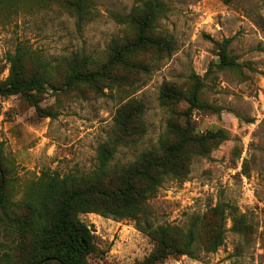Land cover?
<instances>
[{
    "label": "rangeland",
    "instance_id": "1",
    "mask_svg": "<svg viewBox=\"0 0 264 264\" xmlns=\"http://www.w3.org/2000/svg\"><path fill=\"white\" fill-rule=\"evenodd\" d=\"M146 0H91L92 16L77 27L76 20L56 5L32 7L21 0L18 11L0 10V82L8 75L7 54L22 44L51 68L71 56L84 55L103 62L124 26L114 21ZM168 13L158 24L173 46L170 55L143 57L144 75H129L133 90L104 96L82 91L51 92L39 107L52 118H41L18 96H0V159L8 201L21 200L25 187L41 173L85 178L97 167L99 146L108 141L120 97L129 93L145 106L146 134L134 149L118 148L110 166H127L136 156L163 138L168 109L158 103L163 84L181 90L194 74L203 80L201 99L220 108L194 111L193 133L223 131L226 141L206 157H192L183 182L167 179L148 200L156 225L186 230L192 217L218 202L233 205L253 228L248 241L230 231L216 252L205 254L195 246V259L185 256L164 264H264V0H159ZM229 40V55L238 71H218L215 44ZM210 71V74H206ZM85 90V91H84ZM186 104H180L183 112ZM10 197V199H9ZM95 237L97 252L90 264H135L148 256L152 243L132 221H113L98 215L80 216Z\"/></svg>",
    "mask_w": 264,
    "mask_h": 264
},
{
    "label": "trees",
    "instance_id": "2",
    "mask_svg": "<svg viewBox=\"0 0 264 264\" xmlns=\"http://www.w3.org/2000/svg\"><path fill=\"white\" fill-rule=\"evenodd\" d=\"M20 1L0 0V10L16 13ZM31 1V6L37 8L56 5L75 18L77 27L91 20V0ZM167 13L161 1L146 0L131 7L125 16L115 15L114 21L124 26L123 35L112 42L103 62L76 55L53 69L19 44L13 54L6 55L8 75L0 82V96H18L39 117L52 118L49 111L39 107L48 90L85 89L100 96H104L105 89H115L121 94L133 90L128 77L147 74L144 56L170 55L173 51L171 40L157 28ZM229 43L224 40L215 44L218 59L213 66L218 71L235 72L240 68L235 57L229 55ZM203 88V80L194 74L190 75L186 90L167 83L161 86L159 106L170 112L163 138L127 166H110V162L119 147L134 149L146 134L145 106L138 100L128 99L130 92L120 97L111 137L99 146L97 167L91 175L61 178L41 173L26 185L17 203L8 201L3 179L0 264H90L89 257L97 252L95 237L80 220V216L88 214L133 222L135 229L153 245L148 256L135 264H164L170 258L182 256L195 259V246L205 254L214 253L223 244L227 220L230 231L248 241L253 228L233 205L218 202L204 214L192 217L186 230L156 225L148 206V200L164 181L186 180L192 157H206L226 141L221 130L201 136L193 133L190 116L194 111H220L201 99ZM180 104L187 105L183 112L177 111ZM1 175L4 176V168L0 159V178Z\"/></svg>",
    "mask_w": 264,
    "mask_h": 264
},
{
    "label": "water",
    "instance_id": "3",
    "mask_svg": "<svg viewBox=\"0 0 264 264\" xmlns=\"http://www.w3.org/2000/svg\"><path fill=\"white\" fill-rule=\"evenodd\" d=\"M2 182H3V177L1 175V178H0V186L2 185Z\"/></svg>",
    "mask_w": 264,
    "mask_h": 264
}]
</instances>
